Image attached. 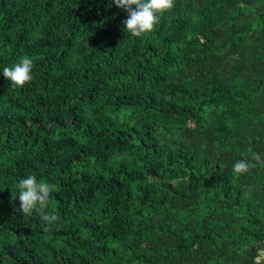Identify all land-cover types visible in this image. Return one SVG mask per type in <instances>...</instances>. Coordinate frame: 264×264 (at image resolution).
Returning <instances> with one entry per match:
<instances>
[{"label": "trees", "instance_id": "1", "mask_svg": "<svg viewBox=\"0 0 264 264\" xmlns=\"http://www.w3.org/2000/svg\"><path fill=\"white\" fill-rule=\"evenodd\" d=\"M126 18L0 0V264H264V167L232 170L264 156V0H175L140 38ZM29 175L51 228L18 211Z\"/></svg>", "mask_w": 264, "mask_h": 264}, {"label": "clouds", "instance_id": "2", "mask_svg": "<svg viewBox=\"0 0 264 264\" xmlns=\"http://www.w3.org/2000/svg\"><path fill=\"white\" fill-rule=\"evenodd\" d=\"M113 2L127 13V18L122 21L124 30L136 38L150 33L165 11L175 6V0H113ZM33 67V59L22 56L12 67L3 68V76L11 82L13 88H22L31 83ZM257 165L264 167V156L253 152L251 161L238 160L232 166V170L234 174L241 175ZM17 187L20 201L18 211L22 215L30 217L33 213H37L48 228L56 224L58 215L46 210L53 193V185L38 181L35 175H29L27 178H21ZM15 198L16 195L13 196V199Z\"/></svg>", "mask_w": 264, "mask_h": 264}]
</instances>
